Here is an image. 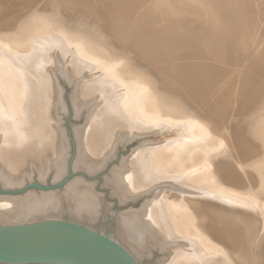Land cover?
<instances>
[{"label": "rangeland", "instance_id": "1", "mask_svg": "<svg viewBox=\"0 0 264 264\" xmlns=\"http://www.w3.org/2000/svg\"><path fill=\"white\" fill-rule=\"evenodd\" d=\"M95 6L97 7L94 0H65L64 3L63 0H0V59L9 60L10 56L16 57L14 62H11L10 67L14 70L17 69L20 74L24 73L28 75L32 85L30 88L35 91L42 85L41 79L37 76V69L41 67L43 70L48 71L50 75L53 73L51 77L52 79L54 77V89L57 91L56 98L54 99V103H57L55 108H53L54 116L58 120L57 122L64 135L65 144L68 146L65 152L64 172L57 173V168L50 169L43 176L40 175L39 171L34 169V172L32 171L31 174H28L19 186L7 187L0 182V195L11 194L13 196H24L29 192L40 195L51 193L52 195L58 196L61 201L63 200L61 202L62 206H67V194L69 193L70 182L75 179H83L85 182L91 183L94 191L103 196L104 199V203L102 202L99 206V211H97L98 220L96 223H89L81 218L74 217L67 211V207H64L63 210L57 213H39L32 219L7 224H24L42 220H62L82 225L113 239V228L119 215L126 210L139 209L144 200L150 197L152 193L135 201L121 203L117 197L112 195V189L108 184V180L113 178L115 170L120 168L123 160L130 153H133L136 148L151 144V146H158L165 153L166 156L161 157L165 164L169 165L175 159V162L173 161L172 164H177V171L184 172L185 174L188 173V176L190 175V177L195 179L198 178V180L199 178L204 179L203 181L208 185L221 186L220 189H222V192L216 194L221 199L216 198V200L224 202V211L228 210L231 213V216H229L230 219L227 218L223 223L219 221L222 227L217 225V220L220 219L216 217H212L210 219V225L208 224L206 226L205 223L209 220L208 216L195 214V211H197L195 207L198 208L197 205L190 207L183 205V208L181 206L182 209L180 208V210L182 214L180 213L178 218V221L180 220L182 222V225H180L184 229L187 225L185 230H190L194 233L197 231L201 233L202 231L203 237L209 239L212 248L215 246L213 238L218 237L217 227H219L223 240L218 241H221L224 245L226 244V260H218V252L216 253V251L214 252L210 249L212 252L210 253L209 247L205 248L210 253H208L207 257L211 259L214 256L216 261L218 260L220 262H217V264H237L238 261L232 258L231 253H229V247H232L233 239L239 237L241 241L236 248V252H240L238 256L240 264H264V203L260 204L258 200H254L255 203L250 201V196L244 190L242 192L245 195L243 198H240L243 201H233L230 197L235 193L236 185H239L245 177L247 185L250 183L249 179H247V174L240 171V167L241 163L250 164L253 161L252 172L257 182L255 180L253 181L257 184L252 186V190L254 192L259 190V193L258 191L255 193L260 195L259 197L264 201V0H242L243 10L241 9L240 16H234V13L231 11L226 13V20L224 22L226 28L222 32V38H224L222 49L224 55L222 57L216 55V52L213 50L209 51V49L200 46L194 38L193 42L196 41L195 46L198 47L201 54L198 53L196 57L186 56L184 58L186 65L198 63L199 67H197L198 65L195 66L197 70L192 67L194 68L192 70L190 66H187V70L184 71L186 74H183L190 76L191 73L198 72L197 80L199 81L203 80L204 75L209 74V82L215 83L213 84L215 86L214 92H223L224 100H228L229 104H231L228 107L229 109H226V112L231 111L232 108L234 111L228 112L226 116H232V119L238 117V121L235 124L239 125V132L233 133V135L241 138L237 146L231 142L232 133H229L227 130H224L222 136L209 140L210 142H200L201 133L208 128V133L212 134L214 130V128H211L213 127V122L220 116L219 114L224 115L225 112L220 111L217 113L218 111H212L209 115L202 113V111L199 115L196 112H186L190 108L187 105L188 103H186L187 101H185V99H188L186 97L188 94H186L187 92L183 87L173 80L174 77L179 76V73L167 74V72L159 67L158 63L147 62L145 60L146 55L143 53L144 50L141 48L142 46L140 47L139 45L138 47V45L132 44L128 37L124 41V38L119 39V37L112 35L115 30L113 24H109L106 21L104 23L102 21L90 23L93 17H98L99 19L100 17L105 18L103 16L105 10L103 8L101 9V7L95 8ZM134 8L129 7L125 13L131 14L135 10ZM34 9L42 11H38V15L34 13ZM25 10H27V14ZM31 14L36 16V18L32 16L34 23L27 20V16ZM253 15L257 17L255 18ZM197 17L200 22L205 20V18H201L200 16ZM168 18L170 21H168ZM168 18L164 19L168 21H165V23H168L166 24L167 31H173L172 29L175 30L176 28L175 36L179 39L183 37L185 31L188 32L194 29L186 28L184 24H181L175 18V15ZM132 22L133 20L125 24L129 26ZM231 29L232 31H230ZM51 33L54 36H51ZM100 42L102 44H99ZM121 43L125 44H122V47L119 48L118 46ZM237 46L243 51H239ZM93 47L97 48V50ZM109 47L114 48V51L107 52ZM204 48L207 50H204ZM232 50L237 53L232 52ZM127 52L130 54L129 57L123 58L122 56H126ZM240 54L241 57L239 56ZM235 56H237L236 59ZM231 60L234 62V65ZM72 63L86 68L84 72H87H83V76L91 79L95 78L99 86L107 85L106 88L108 87L112 94L110 95L120 100V106L129 108L136 103H140L144 108L142 115L145 117L146 127L149 128L145 130V133L135 135L130 140L118 144L113 154L107 157L108 161L106 158L94 170H88L80 165H76L78 159L77 130L83 125L86 117V109L85 107L78 108L75 105L77 78L68 77L64 70L66 65L72 66ZM200 64H202V67ZM6 66L9 67L8 65ZM230 66H234L233 70L229 69L231 68ZM203 67L205 68L203 69ZM210 68L213 69L210 70ZM225 70L228 71L225 73ZM220 71L224 73L221 74L219 73ZM212 78L213 81L211 80ZM16 80L18 82L17 78ZM190 88L189 92L198 90V87ZM208 100L204 98L203 103H207ZM232 102L234 105H232ZM187 126H189V129ZM143 127L145 126L143 125ZM182 148H186L187 150ZM182 150L183 152L181 153ZM188 150L193 151L194 158H189L187 154H184ZM208 169L212 170L209 171ZM231 169L236 174L226 176ZM207 171L212 173L208 172V175ZM257 185L259 187H256ZM241 201L242 203H240ZM226 204L231 205L232 208H229L230 206L228 207ZM217 205L214 202L208 208L213 211ZM236 205H240L241 210L239 209L240 206L237 207ZM203 218L204 220L202 221ZM230 221L231 223H229ZM199 228H203V230ZM175 245H177V242ZM214 258H212L214 261L211 259L212 261L207 264H213L215 262Z\"/></svg>", "mask_w": 264, "mask_h": 264}, {"label": "bare ground", "instance_id": "2", "mask_svg": "<svg viewBox=\"0 0 264 264\" xmlns=\"http://www.w3.org/2000/svg\"><path fill=\"white\" fill-rule=\"evenodd\" d=\"M64 1L65 0H63V3ZM94 1L97 7H101V9L103 8L105 10V14L103 15L105 18L103 19L100 17L99 19L98 17H93L90 23H96L98 21H102L104 23L106 21L109 24H113L115 30L112 35L119 37V39L124 38V41L125 38L128 37L132 44H136L138 47L139 45L140 47L142 46L141 48L144 50L143 53L146 55L145 60L147 62L158 63L159 67L167 72V74L179 73V76L174 77L173 80L183 87L187 92L186 94H188V96H186L188 99H185V101H187L186 103H188L187 105L190 108L186 110V112H196L198 115L201 111L202 113H207L208 115L212 111H218L217 113L220 111L225 112L224 115L219 114L220 116L213 122V127L211 128H214V130L212 134L208 133V128H206V130L201 133L200 142H210L209 140L216 139L218 136H222L224 130H227L229 133H232L231 142L237 146L241 141V138L233 135V133L239 132L240 127L239 125L235 124L238 121V117L232 119V116H226L228 112L234 111L232 108L231 111L226 112V109L230 107L231 104H229L228 100H224L225 97L223 92H214L215 86L213 84L215 83L209 82V74L204 75L202 81L197 80L198 72H193L190 76L185 75L186 73L184 71L187 70V66H190L193 70L196 68L195 66H197L198 63L186 65L184 58L186 56H198V53L200 52L198 47L195 46L196 41L200 46L209 49V51L213 50L216 52V55L222 57L224 55L222 50L224 41V38H222V32L226 28L224 25L226 13L231 11L234 13V16H240L242 0ZM97 7L95 6V8ZM129 7L135 9L131 14H127V12L125 13L126 9ZM34 10L35 14L38 11H42L39 9ZM80 11L79 13H81ZM26 12L27 10H25V13ZM33 15L31 14L25 16L28 17V19L26 18L27 20L33 22V17L36 18V16ZM172 15H175V18L181 24H184L186 28L188 27L190 29H194H189L190 31L188 32L185 31L183 33V37L181 36L182 38L179 39L175 36V27V30L172 29L173 31H167L168 29L166 28V24H168L167 22L170 21L168 17H171ZM197 16L205 18V20L200 22ZM127 18L129 19L126 20ZM167 18L168 21L164 20ZM131 20H133V22L127 26L125 23H128ZM165 21L167 22L165 23ZM230 31H232V29ZM52 33L51 36H54ZM255 38L257 37L255 36ZM193 39L196 41L193 42ZM51 43L53 42L51 41ZM99 44L102 43L100 42ZM122 44L125 43H121L118 47H122ZM93 48L97 50V48ZM205 48L204 50H207ZM238 50L241 51L239 47ZM113 51L114 48L111 47H109L107 50V52ZM92 52L94 53V51ZM232 52L237 53L234 50H232ZM129 55V52H127L126 56L122 57L128 58ZM231 56L233 55L231 54ZM237 56H235V59ZM239 56L241 57V54ZM15 58L14 56H10L9 60H4L2 58L0 59V182H2L4 186L7 187L19 186L23 183L24 178L28 174H31L34 169L39 171L40 175L43 176L50 169L57 168V173L64 172V161L66 156L65 152L68 148L64 141L63 132L57 122L58 120H56L54 116L53 108H55L57 104L54 103V99L56 98L55 96L57 91L54 89V77L53 79L51 77L53 73L50 75V73H48L46 70H43V68H38L37 76L39 79H41L42 85H40V88L35 91L30 88L32 85L31 79L28 77V75L24 73L20 74L17 69L16 71L10 67L11 62H14ZM232 60L231 62H233ZM4 62L9 67H7ZM200 65L202 67V64ZM197 67H199V65ZM204 68L205 67H203V69ZM213 68H210V70ZM233 68L234 66L229 69L233 70ZM85 69V67L78 66L75 63H72V66L66 65L64 68L68 77L77 78V94L74 100L75 105L78 108L85 107L86 109V117L83 125L77 130L78 159L76 165H80L88 170H94L98 168L107 157L113 154L118 144L126 140H130L135 135H141L143 132L145 133V130L149 128L146 127L145 117L142 115L144 108L140 103H136L133 106L129 105V108L120 106V100L111 96V91L108 89V87L106 88L107 85L102 86L100 84L101 86H99L96 83L97 80L95 78L91 79L83 76L82 73ZM195 70H197V68ZM226 71L228 70H225V73ZM86 72L87 71L84 73ZM219 73L222 74L224 72L220 71ZM16 78L18 79L20 85L18 84ZM211 80L213 81V78ZM190 87H198V90L189 92V89H191ZM204 98L209 99L207 103H203ZM232 105H234L233 102ZM143 125L146 128L143 127ZM188 127L189 126H187V128ZM160 149L161 148L158 146H151V144L136 148L133 153H130L123 160L120 168L115 170L113 178L108 180V184L112 189V195L117 197L121 203L135 201L149 193H152L150 197L144 200L139 209L126 210L121 215H119L118 219L116 218L117 222H115V226L113 228V240L120 244L133 257L137 264H207L213 260L212 258H214V256L211 257V260L209 257H207L210 249L214 252L216 251V253L218 252V260L224 259L225 261L226 244L224 245V243L222 244L221 242L223 238L221 237L219 227H222L220 224L221 222H225L227 218L230 219L229 216H231V213L228 210L224 211V202L216 200V198L221 199L216 195L222 192V189H220L221 186L219 187L212 184H210V186L203 181L204 179L202 180L199 178L198 180V178L195 179L190 177V175L188 176V173L185 174L184 172L177 171V164H172L173 161L175 162V159L173 161L169 160L171 161V163L168 162L169 165L165 164L161 157L166 155ZM182 152L183 150L181 153ZM184 154H187L189 158H194L193 151L188 150L187 153L184 152ZM253 163V161L250 164L241 163L240 171L247 174V179H249L251 185L250 183L247 185L245 182V177V179L239 185H236L235 193L230 196L233 201L242 200L240 198L244 197L245 194L242 192L244 190L250 196V201L254 202V200H258L260 204L264 203V201H262V199L259 197L260 195L255 193L257 191L259 193V190L255 192L252 190V186L257 184L252 172ZM197 165L199 166V164ZM209 171H207V174ZM227 174L228 175H225L232 176V174H236V172L231 169ZM70 183L69 193L67 194V206H62L61 202L63 200L61 201L58 196L52 195L51 193L40 195L34 192H29L24 196H13L11 194L0 195V223L7 224L11 222L17 223V221L22 222L32 219L39 213L53 214L60 212L64 209V207H67V211L72 216L81 218L89 223H96L98 220L97 211H99V206L104 200L103 196L97 194L93 189V185L91 183L85 182L83 179H75ZM256 187L259 186L257 185ZM242 201L240 203H242ZM214 202H216L218 205L213 211H211L208 207L211 206V204L213 205ZM183 205L185 207L197 205L198 208L195 207L197 211L194 210L195 214H199L200 216H208L209 220L206 221V226H208L212 217L220 219L217 220V225H219V227H217L218 237L213 238L215 245L213 248L209 243V239L203 237L202 231V234L198 233L199 231L194 233L193 231L185 230L187 225L185 226V229L183 226H181L182 222H180V220L178 221V218L179 214H182L180 208L181 206L183 208ZM228 207L232 208L231 205H228ZM239 209L241 210V206ZM183 221L185 220L183 219ZM229 223H231V221ZM231 227L233 228V226ZM199 229L203 230V228ZM218 240L221 241L219 242ZM240 241L241 239L239 237L234 238L232 241V247H229V253H231L232 258H235V260L238 261L237 264H240V261L238 260L240 252H236V248L238 247ZM176 242L177 245H175ZM206 247H209L208 251L205 250ZM211 250L210 253H212ZM214 259V263L217 264L219 261H216V258ZM0 264L9 263L0 262Z\"/></svg>", "mask_w": 264, "mask_h": 264}, {"label": "water", "instance_id": "3", "mask_svg": "<svg viewBox=\"0 0 264 264\" xmlns=\"http://www.w3.org/2000/svg\"><path fill=\"white\" fill-rule=\"evenodd\" d=\"M0 262L9 264H137L116 241L62 220L0 223Z\"/></svg>", "mask_w": 264, "mask_h": 264}]
</instances>
